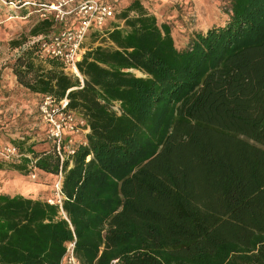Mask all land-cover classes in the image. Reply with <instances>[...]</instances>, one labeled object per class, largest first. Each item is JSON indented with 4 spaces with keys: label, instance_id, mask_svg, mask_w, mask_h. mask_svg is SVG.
I'll return each mask as SVG.
<instances>
[{
    "label": "trees",
    "instance_id": "obj_1",
    "mask_svg": "<svg viewBox=\"0 0 264 264\" xmlns=\"http://www.w3.org/2000/svg\"><path fill=\"white\" fill-rule=\"evenodd\" d=\"M225 1V19L179 48L168 23L127 0L95 30L106 44L86 48L81 78L36 42L15 56L16 83L66 94L88 132L62 164V210L0 193V264H59L73 239L81 264H264V0ZM46 141L13 140L30 157L10 167L54 183Z\"/></svg>",
    "mask_w": 264,
    "mask_h": 264
},
{
    "label": "rangeland",
    "instance_id": "obj_2",
    "mask_svg": "<svg viewBox=\"0 0 264 264\" xmlns=\"http://www.w3.org/2000/svg\"><path fill=\"white\" fill-rule=\"evenodd\" d=\"M36 1H57V0H36ZM78 0L69 1L68 5L75 4ZM110 4L114 1V11L117 13L127 0H107ZM149 11L154 13L158 22L168 23L177 47L182 48L194 30H205L212 24L223 21L226 17L225 0H142ZM112 5V4H111ZM118 7V8H117ZM28 9L22 12H13L0 6V151L7 144H12L13 140L25 141L24 149L31 144L35 149H47L48 143L43 132V123L37 110L38 96L20 87L11 73L10 64L15 56L19 54L22 47H27L33 34L32 27L39 23L37 13L23 16ZM9 16H12L9 18ZM74 17L66 18L63 22H54L47 29V33L61 27L69 25ZM103 28L101 29V31ZM100 31L91 30L86 36L83 47L106 44L104 36ZM12 41L18 43L14 46ZM138 75L140 73L136 72ZM80 137L83 135L80 134ZM80 139V138H78ZM17 164L16 159H6L0 153V165L2 169H10L11 164ZM29 169V168H28ZM14 170V169H13ZM17 171V170H16ZM19 172V171H18ZM26 171L25 174L18 173L17 178H6L0 180V191H11L12 181L18 179L23 184H32L34 189L30 192L32 197L46 199L53 193V181L47 175L38 170ZM35 177H31V173ZM16 182V181H15ZM3 183V184H2Z\"/></svg>",
    "mask_w": 264,
    "mask_h": 264
},
{
    "label": "built area",
    "instance_id": "obj_3",
    "mask_svg": "<svg viewBox=\"0 0 264 264\" xmlns=\"http://www.w3.org/2000/svg\"><path fill=\"white\" fill-rule=\"evenodd\" d=\"M69 1L71 0L50 2L0 0V6L13 11L28 9L26 15L37 13L39 20L52 19L54 22L64 23L66 18L74 17L75 19L65 27L45 34L33 35L29 44L38 43L43 55L60 60L65 72L81 78L77 63L85 51L83 42L86 36L91 30H101L112 21L115 11L113 5L107 0H78L75 4L68 5ZM37 110L45 128V137L53 143L60 162L53 184V193L46 198V201L57 204L62 210L61 204L64 198L61 190L62 164L74 154L80 144L86 143L88 125L81 114L70 109L66 94L62 98H56L52 94L42 95L37 104ZM80 134L83 136L80 137ZM0 153L6 159H18L21 155L30 157L29 154H22L13 144L2 147ZM31 177H35L33 172ZM74 247L75 239L66 243L65 252L59 264H81L75 255ZM115 262L116 260H112L111 264Z\"/></svg>",
    "mask_w": 264,
    "mask_h": 264
},
{
    "label": "crops",
    "instance_id": "obj_4",
    "mask_svg": "<svg viewBox=\"0 0 264 264\" xmlns=\"http://www.w3.org/2000/svg\"><path fill=\"white\" fill-rule=\"evenodd\" d=\"M24 8L19 9V12H22ZM13 11V10H12ZM18 11H13V12H18ZM27 12V11H26ZM26 12L23 16H19L21 18H24L26 15ZM27 16V15H26ZM18 171H16L15 169L13 170H8V169H2V166L0 165V180L1 182H3L6 178L9 179H13L14 177L17 178L18 175ZM18 179H14V181H12L13 184H10V186L12 185L11 191L9 190H4V191H0V193H6L9 195H15V194H21L23 196L26 197H32V195H30V192L33 191L34 189V185L32 184H23L22 185V181L21 182H17ZM16 181V182H15ZM3 184V183H2Z\"/></svg>",
    "mask_w": 264,
    "mask_h": 264
}]
</instances>
